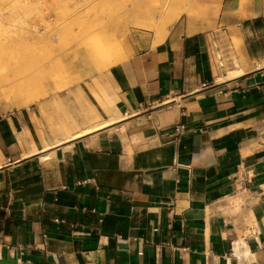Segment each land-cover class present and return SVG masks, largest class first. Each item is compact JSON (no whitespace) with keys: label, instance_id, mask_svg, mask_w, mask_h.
Segmentation results:
<instances>
[{"label":"crops","instance_id":"1","mask_svg":"<svg viewBox=\"0 0 264 264\" xmlns=\"http://www.w3.org/2000/svg\"><path fill=\"white\" fill-rule=\"evenodd\" d=\"M193 2L190 30L134 31L97 113L0 115V261L264 264V0Z\"/></svg>","mask_w":264,"mask_h":264},{"label":"rangeland","instance_id":"2","mask_svg":"<svg viewBox=\"0 0 264 264\" xmlns=\"http://www.w3.org/2000/svg\"><path fill=\"white\" fill-rule=\"evenodd\" d=\"M205 15L193 0H0V90L12 87L0 115L38 108L46 122L75 124L98 112L88 101L100 100L94 90L133 57L135 30L155 31L160 43L177 21L190 30ZM19 94L34 103L19 107Z\"/></svg>","mask_w":264,"mask_h":264},{"label":"bare ground","instance_id":"3","mask_svg":"<svg viewBox=\"0 0 264 264\" xmlns=\"http://www.w3.org/2000/svg\"><path fill=\"white\" fill-rule=\"evenodd\" d=\"M245 18H247V16H245ZM244 18V19H245ZM45 32H47V33H49V30L48 29H45L44 30ZM38 32H40V33H42V30L41 29H39V31ZM233 40H234V42H235V44L237 45V46H239V45H241L242 44V41H241V39H239L237 36H233ZM93 59H94V61L96 62V59L93 57ZM107 66L108 67H110V66H112L111 64H107ZM20 85H23L22 84V82H20L19 83ZM17 86V85H16ZM11 89H12V87H9V88H7L6 90H0V98H4V99H8V97L10 96L11 97ZM26 95H22V94H19L18 96H14L13 97V99H14V102L19 106V107H22V108H27V107H29V105L30 104H33L34 103V99L33 98H28V96H26ZM25 97V98H24ZM77 136H79V135H76V136H74V137H77ZM246 196L245 195H240L239 197H237V198H235V201H239L240 199H244Z\"/></svg>","mask_w":264,"mask_h":264},{"label":"built area","instance_id":"4","mask_svg":"<svg viewBox=\"0 0 264 264\" xmlns=\"http://www.w3.org/2000/svg\"><path fill=\"white\" fill-rule=\"evenodd\" d=\"M183 133L184 130L182 128H177L175 130V135L177 136H181ZM237 185L240 192H245L247 190V180L245 174H239L237 177Z\"/></svg>","mask_w":264,"mask_h":264},{"label":"water","instance_id":"5","mask_svg":"<svg viewBox=\"0 0 264 264\" xmlns=\"http://www.w3.org/2000/svg\"><path fill=\"white\" fill-rule=\"evenodd\" d=\"M222 61V59H220ZM0 264H18L15 260H2Z\"/></svg>","mask_w":264,"mask_h":264},{"label":"trees","instance_id":"6","mask_svg":"<svg viewBox=\"0 0 264 264\" xmlns=\"http://www.w3.org/2000/svg\"><path fill=\"white\" fill-rule=\"evenodd\" d=\"M259 26L260 27H263V23L261 21L259 22Z\"/></svg>","mask_w":264,"mask_h":264}]
</instances>
